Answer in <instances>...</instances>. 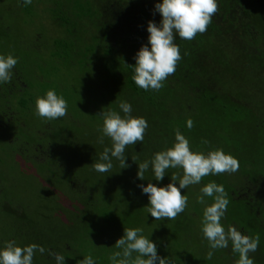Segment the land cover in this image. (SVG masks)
<instances>
[{"label": "trees", "instance_id": "16d2710c", "mask_svg": "<svg viewBox=\"0 0 264 264\" xmlns=\"http://www.w3.org/2000/svg\"><path fill=\"white\" fill-rule=\"evenodd\" d=\"M40 1L55 29L50 34L26 30ZM161 2L32 0L24 6L23 0H0V55L18 58L12 82L0 84V151L11 149V159H0V248L9 240L36 243L64 255L65 264L89 254L95 264H111L108 257L124 229L142 228L158 256H170L174 264H235L231 245L206 258L205 206L197 197L215 181L230 201L222 224L259 233L250 257L264 264V0H217L219 11L205 33L191 41L177 35L182 59L176 72L159 91H144L132 80V65L140 48L150 47L147 25L160 24L155 4ZM48 90L67 101L65 117L35 115L36 98ZM122 100L134 117L147 120L144 141L126 148L128 168L120 169L113 158L109 172H96L92 164L111 147L108 137L98 143L99 114L111 109L123 116ZM177 128L193 151L223 149L239 161V170L181 189L188 197L185 211L175 220H155L139 185L165 187L182 170L169 169L157 181L150 166L141 180L138 165L171 147ZM33 264L56 261L37 252Z\"/></svg>", "mask_w": 264, "mask_h": 264}, {"label": "clouds", "instance_id": "9594fccd", "mask_svg": "<svg viewBox=\"0 0 264 264\" xmlns=\"http://www.w3.org/2000/svg\"><path fill=\"white\" fill-rule=\"evenodd\" d=\"M32 0H23V5H31ZM155 11L162 19L157 25L149 21L147 25L148 44L142 46L135 56L132 80L144 91H159L170 75L176 72L177 65L182 59L180 48L175 43L177 35L180 39L191 41L198 34L207 31L212 23V17L219 11L217 0H162L155 4ZM18 58L12 54L0 55V84L11 83L13 69ZM68 103L55 90H48L43 97L35 101V115L52 121L67 115ZM119 109L102 111V126L98 128L101 135L98 143L103 144L104 138L111 140V147H105L99 155V161L92 164L99 173H107L113 168L112 160L119 161L120 169L128 168L125 163V151L129 145L144 141L148 122L143 117H134L132 106L127 101L119 102ZM189 130L194 127V121H186ZM202 143L207 144L204 140ZM135 162V158H132ZM151 166L155 180L164 179L169 169H181L182 175L171 174V183L165 187H157L149 182L147 186L139 185L142 192L148 195L147 212L155 220H175L188 206V197L181 189L200 184L206 176L233 174L239 170V161L223 149L210 150L207 153L193 151L188 138L175 129V141L171 147L156 152L151 160H145L138 165L137 177L144 180L145 172ZM178 182L179 187L176 186ZM197 203L204 205L201 221V231L207 240L209 251L206 258L211 260L217 250L228 248L238 254L235 264H255L250 253H255L260 244V235H246L235 226L227 228L222 224L228 205V193L222 184L210 181L200 188ZM205 197L212 198V203H206ZM142 228H125L124 235L119 238L108 259L111 264H174L169 258H161L157 254V245L144 236ZM52 256L56 264H65V256L47 250L31 243L18 246L15 240L4 242L0 248V264H33L36 253ZM78 264H95L91 254L85 256Z\"/></svg>", "mask_w": 264, "mask_h": 264}, {"label": "rangeland", "instance_id": "374dc122", "mask_svg": "<svg viewBox=\"0 0 264 264\" xmlns=\"http://www.w3.org/2000/svg\"><path fill=\"white\" fill-rule=\"evenodd\" d=\"M38 4L35 6V11H34V14L32 16L31 19H33V22L31 23H28L26 24V30L27 32L31 33L32 31H34L35 29H39L41 28L45 34H50L52 33V31H55V29H53L51 26H53L50 22V20L46 17V13H44V11L42 10L43 8V3L40 1V2H37ZM9 7H14V3H11ZM37 13V14H35ZM40 15V16H39ZM29 25V26H28ZM53 35V34H52ZM70 75H63V78H68ZM70 85H72V79L70 78ZM3 143H6V141L2 140ZM10 143L6 144V145H9ZM6 149H7V153H11L10 152V146H6ZM5 152H1L0 151V159H11V157ZM238 172V171H237ZM237 172L233 173V174H227L225 173L226 175H231V176H235L237 174ZM15 174L17 176H20L21 178H24L26 177L25 175L26 174H23L22 172H19V171H15ZM163 258H169V259H172L170 256L166 257L164 256ZM175 262V261H174Z\"/></svg>", "mask_w": 264, "mask_h": 264}]
</instances>
